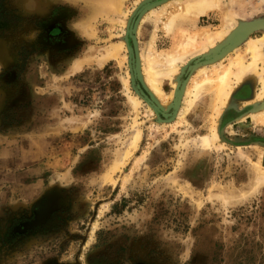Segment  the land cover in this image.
I'll return each mask as SVG.
<instances>
[{
	"label": "rangeland",
	"instance_id": "obj_1",
	"mask_svg": "<svg viewBox=\"0 0 264 264\" xmlns=\"http://www.w3.org/2000/svg\"><path fill=\"white\" fill-rule=\"evenodd\" d=\"M144 1L0 0V264H264V122L219 120L264 100L241 112L238 87L217 108L218 75L243 45L228 54V38L215 40L221 60L162 68L175 44L184 52L227 16L261 23L240 39L260 38L264 0H217L221 16L187 10L170 28L179 4L157 0L133 19ZM115 43L118 58L100 61ZM143 57L155 60L161 98L128 65L144 69Z\"/></svg>",
	"mask_w": 264,
	"mask_h": 264
},
{
	"label": "bare ground",
	"instance_id": "obj_2",
	"mask_svg": "<svg viewBox=\"0 0 264 264\" xmlns=\"http://www.w3.org/2000/svg\"><path fill=\"white\" fill-rule=\"evenodd\" d=\"M157 0H150V1H144L142 2L141 4H139V7L136 8L133 13H131L132 15V18L135 19L140 12L143 11L144 8H146L147 6H149V4H152L154 2H156ZM162 1V4L164 5H167V1L169 0H160ZM175 2H177V7H175L174 9V12L173 13H170L168 16H167V19H166V23H165V27L166 28H170L171 25L174 23V21L184 17V14L187 13L186 11L188 10L191 15H193V18H195L196 16L198 15H201V14H205V13H208L207 11L211 9V12L212 13H216V14H219L221 16V13H222V8L224 7H221L220 3H218L217 0H197L196 2L194 3H191V4H188L186 6L188 7H184L183 5V2L185 0H174ZM173 1V2H174ZM242 1H246V0H242ZM167 2V3H166ZM231 2V0H230ZM256 2V1H255ZM187 3V2H185ZM236 5H235V10H237L238 12L240 13H248V10L245 9L244 5L239 1H235ZM173 4V3H172ZM138 5V4H137ZM180 5H183V6H180ZM242 5V6H241ZM180 6V7H179ZM162 7V6H160ZM227 7V6H226ZM233 7V6H232ZM135 8V7H134ZM154 8V7H153ZM188 8H191L192 11H190ZM254 10H250V12H254L255 13V10H258V7L256 6H253ZM158 9V8H156ZM234 9V8H233ZM155 10V9H154ZM163 12V9L161 10ZM165 11V10H164ZM226 11V10H225ZM147 13V12H146ZM226 13V12H225ZM224 13V14H225ZM144 14V13H143ZM163 15V14H162ZM218 15V16H219ZM227 15V14H226ZM244 15V14H243ZM125 16V15H124ZM145 16V15H144ZM225 16V15H224ZM158 17V16H157ZM226 17V16H225ZM228 17V16H227ZM222 18L221 17L219 19H221V25H219V29L216 30V31H207V30H204V31H201L199 34L197 33H194L193 35H191V38L190 39H193L194 41V45H191L189 44L188 41H186L187 43V46L185 47L184 49V52H183V47L181 45H178L179 43L175 44V48L174 50H176V48H181L180 50L176 51V55L174 56V53L172 51H170L172 54H168V59L166 60V65L162 68H164L166 71H168V74L169 73H172L174 71H177L175 69V66L178 64V61L180 59H182L184 56H186V59H188V55H194L190 58H193L196 56L197 54V64H205L206 61L208 60H213V58H215L216 56H220V60H221V54L224 53V51H219V52H215V54L217 55H214V53H209V50H211L212 48L214 49V46L211 47V44L214 43L213 41L215 40H222V42L224 43L225 42V39L228 40L225 42V47L226 49H229V52H227L228 54L230 52H234L237 49V47L239 45H243V50L241 51L242 53H239V52H235L234 55L229 59V60H226L227 63L225 64L224 66V70L222 71V74L220 73L218 75V78H219V81H220V87L218 88V95H219V99L221 101V104L219 107V109H224L225 106H228L230 104V99H229V95H230V92L233 91L235 88L237 89L238 87V91L235 93L234 97L237 95L238 96V100L239 102H247L248 104L244 105V109H240L241 112H244L246 110L247 105L251 104H256V105H259L261 101L264 100V52L262 51V48L264 46V35L260 36V38H257V39H246L244 37V39L241 41V37L247 33H250L251 31L254 33V30L255 29L256 31L258 30L257 28H260L262 25L261 23H258L256 22V24L254 25V23L252 22L251 23V20H250V23L252 24L248 26H244V27H240V26H237L235 25V20H233V23L234 24H231L229 23L231 19L229 18ZM117 19V18H115ZM229 19V21L227 20ZM234 19V18H233ZM136 20V19H135ZM119 21V20H118ZM132 19L130 20L129 22V29L130 30H134L133 29V26H132V23H131ZM181 21V20H180ZM219 21V22H220ZM239 21V20H238ZM244 20H242L240 23H242ZM253 21V20H252ZM264 21V19H263ZM262 21V22H263ZM135 22V21H134ZM237 22V21H236ZM248 22V21H247ZM261 22V21H260ZM126 24V23H125ZM124 24V26H125ZM238 24V23H237ZM263 26H264V23H262ZM239 25V24H238ZM233 26V27H232ZM136 28V27H135ZM230 28V30H229ZM263 28V27H262ZM135 31V30H134ZM189 33V32H188ZM137 34H138V31H137ZM264 34V33H263ZM186 35V34H185ZM190 35V34H188ZM187 36V35H186ZM123 37V36H122ZM136 37V36H135ZM251 37V36H250ZM149 39V38H148ZM179 39V38H178ZM198 39V40H197ZM177 40V39H176ZM175 40V41H176ZM174 41V42H175ZM216 42V41H215ZM132 43V42H131ZM190 43H192V41H190ZM218 43V41H217ZM111 44V43H110ZM222 44V43H221ZM129 46V45H128ZM195 46H197L198 49H196V51L194 52H187L186 50H190V49H193ZM210 49H209V48ZM124 48V45L122 43H115V44H112L110 45L109 47L105 48L100 54L101 58H100V61L102 60V62H104L105 60H108L110 58H118V54L120 52V50ZM177 48V49H178ZM189 48V49H188ZM208 48V49H207ZM203 49V53H199L200 50ZM207 49V50H205ZM264 49V48H263ZM126 51V50H125ZM240 51V50H239ZM213 52V51H212ZM131 54V53H130ZM204 54V55H202ZM139 56V55H138ZM224 56V55H223ZM227 57V56H226ZM122 58V57H121ZM144 58V57H143ZM91 59V58H89ZM136 59V58H135ZM140 59H142V56L140 54ZM139 59V60H140ZM247 59L249 60L247 64L244 63V60ZM84 60H88V59H84ZM124 60V58H123ZM144 60H146V67L143 69V66H141V64H138L136 66L135 62L132 61V59L130 61H128V65H130L132 68L131 70H133V73L135 75L138 76H141L142 78L145 77L146 81L149 85V87L152 89V92L154 94H156V96L160 97L162 96V92L161 90L159 89L158 85H157V78L161 75L159 74L158 72H155V70L157 69H154L153 68V65L155 63V60L154 59H150L149 57L148 58H144ZM196 60V59H194ZM126 61V60H124ZM183 61V60H182ZM188 61V60H187ZM218 61V60H217ZM96 62V61H95ZM184 62V61H183ZM97 66H99V62L96 63ZM220 64V63H219ZM224 64V63H222ZM261 64V67L259 70H255V68L257 67V65ZM213 65V63H212ZM199 66V65H198ZM209 66V64H208ZM260 66V65H259ZM258 66V67H259ZM126 67V66H125ZM258 67L256 69H258ZM247 69H251V71H246ZM195 70V69H194ZM207 70V69H206ZM196 71V70H195ZM197 71L198 73H203L204 76H205V71L203 69L202 71V68L201 69H198L197 68ZM218 71V70H217ZM221 71V70H220ZM149 72V74H148ZM246 72H249V73H246ZM132 73V74H133ZM186 73V72H185ZM191 73V72H190ZM242 73H245L244 76H247L251 79V82L250 84H252L251 88L250 87H247V86H244L242 84L244 83H241L242 81ZM215 75V74H214ZM125 76H129V75H126L125 73ZM136 76V77H137ZM233 77V85L230 86V82L232 81V79H230V77ZM177 77V76H176ZM190 77V75H189ZM188 77V78H189ZM187 78V79H188ZM204 79V78H203ZM207 77L202 81V82H205L207 81ZM248 79V78H247ZM125 80V79H123ZM126 80L127 77H126ZM144 80V79H143ZM171 80V79H170ZM202 80V79H201ZM245 80V79H244ZM243 80V81H244ZM174 81V80H173ZM175 82V81H174ZM177 82V81H176ZM175 82V83H176ZM173 83V82H172ZM173 83V85L175 84ZM207 84V83H206ZM176 85V84H175ZM198 83H197V87H198ZM126 86V85H124ZM185 86V85H184ZM147 87V86H146ZM135 88L139 90V93L140 91L142 90L139 83L137 82V84L135 85ZM176 87H174L175 89ZM259 88V89H258ZM178 89V88H177ZM176 89V90H177ZM228 89V90H227ZM235 89V90H236ZM136 90V91H138ZM185 90V89H184ZM213 91V90H212ZM174 92V91H173ZM195 92V91H194ZM137 93V92H136ZM132 94V93H131ZM138 94V93H137ZM136 94V96H137ZM153 95V94H152ZM189 95V94H188ZM135 95L133 96H130V100L132 101V103L134 104V106H138L140 101ZM145 96V95H144ZM164 96V95H163ZM166 96V95H165ZM179 96V94H178ZM194 96V95H193ZM140 97H143V96H140ZM144 98V97H143ZM142 98V99H143ZM155 98V97H153ZM173 98V97H172ZM212 98H213V95H212ZM215 98V97H214ZM141 99V98H140ZM146 99V98H145ZM157 99V97H156ZM193 98L191 97V100ZM231 99L232 101H236L233 99V97L231 96ZM243 99V100H242ZM249 99V100H247ZM254 99V100H253ZM170 100H172L170 98ZM177 100V99H176ZM190 101V99H189ZM215 101V99H214ZM150 102V101H149ZM179 102V101H178ZM186 103V102H185ZM214 103V102H213ZM212 103V105H213ZM218 103V102H217ZM151 104V102H150ZM158 104V103H157ZM171 104V103H170ZM216 104V103H215ZM234 104H237L234 102ZM262 104V103H261ZM152 106H154L153 104H151ZM177 106V103L175 104ZM241 105V104H240ZM159 106V105H158ZM165 106V105H164ZM217 106V105H216ZM214 106V107H216ZM260 106V105H259ZM149 107V106H148ZM161 107V106H159ZM168 106L166 105V108ZM136 108V107H135ZM227 108V107H226ZM229 108V107H228ZM227 108V109H228ZM157 109V108H156ZM182 109V107H181ZM218 109V110H219ZM165 110V108H164ZM238 110V109H237ZM153 111V110H152ZM176 111V110H175ZM181 111V110H180ZM165 112V111H164ZM161 113V112H160ZM177 113V112H176ZM221 113V112H220ZM217 115V114H216ZM242 113L241 114H238V113H233L232 115L231 114H228V110L221 114L219 120L221 121V124L224 125L225 127H231L230 129H237L239 126H241L240 124L242 123V119L244 117H246L245 119H250L251 121L253 122H260V123H263L264 122V107L260 108V109H254V110H251L250 109V112H248V114H243L242 116ZM165 116V115H164ZM170 116V115H169ZM174 116V115H173ZM172 116V118H173ZM178 116L175 114V117ZM156 117V116H155ZM234 118V119H233ZM165 119V118H164ZM231 119H233V121H231ZM167 121V120H166ZM216 121H217V118H216ZM219 121V122H220ZM214 123V122H213ZM212 125L214 126V123ZM231 123H236L234 126H230ZM252 123V122H251ZM212 126V127H213ZM216 127H217V124H216ZM224 129V128H223ZM232 130H230L232 132ZM211 131V129H210ZM217 132H219V128H217V130L215 129V127H213V131H212V134H211V140L212 139H217ZM229 133V132H228ZM229 135V134H228ZM138 136V135H137ZM219 139V138H218ZM230 139V138H229ZM211 140H205L207 142H210ZM231 140V139H230ZM218 141V140H217ZM256 144V143H255ZM253 144V145H255Z\"/></svg>",
	"mask_w": 264,
	"mask_h": 264
}]
</instances>
